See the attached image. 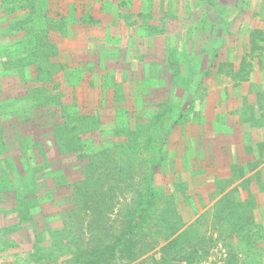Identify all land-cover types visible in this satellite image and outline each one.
<instances>
[{"label": "rangeland", "instance_id": "obj_1", "mask_svg": "<svg viewBox=\"0 0 264 264\" xmlns=\"http://www.w3.org/2000/svg\"><path fill=\"white\" fill-rule=\"evenodd\" d=\"M0 1L3 20L10 18L11 22H23V25H31L41 34L47 26L50 29L55 25L64 27L58 35L50 33L51 36L49 34L46 37L47 41L63 40L60 44L69 47L78 44L74 39L92 38L93 41L99 38L96 49L101 54L99 60L109 61L119 56L125 61L124 66L127 65V58L138 60L140 56L146 57L142 67L147 71L145 70L142 81L158 91L142 96L152 101L153 95H157L155 107H145L142 98L134 99L132 94H127L119 98L120 103L117 101L112 112L107 110L109 115L102 120L112 121L114 129L115 126L124 125L127 129L118 130H126L127 134L135 129V122L140 123L141 135L149 132L152 137L159 139L172 120L178 121L173 125L178 128L171 129L168 134V147L165 144L162 149L165 159L155 182L166 195L173 196L174 212L178 214L176 219L182 226L168 240L158 239V246L140 257L136 261L138 264H160L155 262L162 259L159 248L174 238L177 239V247L187 250L195 247L201 252L197 264H264V249L261 247L264 242H250L251 225L245 224L248 213L252 212L255 221H260L256 224L260 227L256 230V237L264 234V171L260 174L262 182L254 197L249 196L252 193L243 197L237 195V191L225 190L223 195L216 196L217 190L226 182L223 178L227 176L229 168L218 172L221 178L218 177L219 184L216 186L211 183L216 180L217 174L211 178L204 174L207 168L205 157L203 156L205 162L199 164L201 170L198 172L192 165H198L199 161L196 163L191 160L198 157V152L208 154L204 141L217 146L212 154L217 153L219 147L229 141L237 144V140L240 141L241 138L236 137L237 130L232 126L235 118H240L238 124L245 127L244 132L248 135L259 136L258 132L262 131L263 136L259 138L261 144L257 143L256 146L259 158L264 156V50L257 48L260 43L258 31L264 32V0H245L242 4L238 0H10L17 5L16 11H7L3 4L8 5V2ZM82 4L89 13L106 19L107 26L103 30L94 28L84 31L70 27V23L74 21L75 9ZM24 7L30 9V12L21 9ZM30 14L28 19L27 15ZM43 14L48 15V18H43ZM19 31L17 30L13 40L15 46L6 51L0 50L2 56L5 53L11 55L23 52L26 48L29 35L27 38L24 35L19 37ZM66 70L74 83L71 85L73 88H70L72 93L64 98V91L62 94L57 92V97L52 96L53 104L47 106L28 94L25 100L27 104H31V111L35 110L39 120L30 125L25 113L21 114L17 122L10 121L12 123L6 125L11 133L4 138L0 136V193L8 189L6 182L10 187H23L21 195L17 197V211L6 208L9 212L6 211L5 216L11 218H8V224L0 225V264H66V256L52 244L54 235L51 233L39 238L42 245L52 244L55 249L56 257L48 258L39 254L41 252L35 253L31 242H27L25 236L13 234L10 228L13 229L11 224L23 215L30 218L31 213H36L34 205L40 202L46 203L47 211L42 210V213L46 212L45 216L55 225L63 226L62 218L71 217L66 214L61 218V198L52 200L48 187L53 179L47 180L49 173L57 176L62 172L66 175L75 168L74 160L66 159L72 156L69 148L73 142L69 137L77 141L80 136L83 140L91 135L88 130L87 134L83 131L93 118L90 129L102 133L92 135L95 142L87 139L83 140L86 144H79L86 145L87 150L98 153L104 160L113 158V130L109 123H105L106 130L100 131V126L95 124L97 119L94 115L95 108L102 109L101 106L95 107V104L98 92L104 91L106 77L93 75L90 87L81 86L79 79L89 75L88 72L83 68ZM207 70L208 75L205 73ZM7 78L9 75L6 78L0 75V87L3 80H9ZM251 80L250 90L242 95L245 85L243 82ZM111 85L108 82L107 88ZM119 88L127 89L125 83ZM137 89H140L139 85ZM239 94L240 106L227 112V105L232 106L234 103L233 95ZM63 98L65 105L57 104ZM44 102L47 103V100ZM16 105L17 103H9L8 108ZM59 105L62 110L57 112ZM38 109L43 111L38 113ZM145 114V117L141 116ZM231 118L233 120H229ZM72 125L74 128L70 130L72 134H69V127ZM48 128L51 133L47 136ZM81 132L83 134L79 135ZM143 136L137 137L144 141ZM54 140L59 144L56 145L60 146V151L51 154V149L56 147ZM215 140L216 142H210ZM153 142L147 149L150 152L158 143L157 140ZM200 146L205 148L200 149ZM80 149L84 151L85 148ZM215 155L213 154L214 157ZM234 156L236 155L230 156V153L224 155V161L225 158L227 160L225 164H229V157ZM222 161L214 165L223 164ZM43 164L46 168L39 167ZM134 164L131 165L133 173L125 181L123 198L120 197L122 203L127 202L131 195L132 179L136 183L140 182L139 176L147 168L149 161L144 157ZM214 170L211 168V171ZM34 183L35 187L32 188ZM33 189L37 193L35 198H31ZM1 206L3 210L4 206ZM54 231L58 233L59 228ZM204 250L207 252L204 253ZM232 254L235 258H232ZM171 263L188 264L184 259L172 260Z\"/></svg>", "mask_w": 264, "mask_h": 264}, {"label": "trees", "instance_id": "obj_2", "mask_svg": "<svg viewBox=\"0 0 264 264\" xmlns=\"http://www.w3.org/2000/svg\"><path fill=\"white\" fill-rule=\"evenodd\" d=\"M3 2H8V5L3 4L7 8V11H16L18 9L17 5L10 0H3ZM24 2L26 5V1ZM238 3H245V0H238ZM0 5H2L1 1ZM28 5H30V2ZM83 6L85 5H79L75 9V13L73 14L74 21L70 23V27L84 31H89L94 28L103 30L107 26L106 20L89 13V10L84 9ZM21 9L30 12V9L27 7ZM1 11L2 9L0 7V21L7 23V27L4 31L0 28V50L6 51L7 48L15 46L13 40L17 30H20L17 34L19 37L20 35H24L27 38L29 35L27 38L29 42H26V48L23 49V52L13 53L11 55L5 53V56L0 54V75H3L5 78L6 75H9V78H12L15 83L18 82L21 87L18 91L12 92L10 90L13 87L12 85L10 86L4 80L1 82L0 89L3 91H0V95L4 90L9 89L8 94L15 97L16 101H19L18 105L9 109L8 104L15 103L14 99L13 102L0 100V134H4L5 129L2 123H5L3 121L5 117L20 116L25 113L27 121L28 119H32L30 125H34L39 120L35 117V110L31 111V104H27L25 100V97L28 98V94L35 96L42 104H46V106L53 104L54 99L42 87L44 84H40V86L36 84L38 81L47 82L48 78L51 76L54 77L55 68L63 73L67 67H76L75 59L79 63H84V59H81V51L73 48L71 52L68 51V59L56 61L61 47L56 44V41H47L46 37H49L50 33L54 35L56 33L57 35L60 34L64 30L63 26L55 25L52 26V29L47 26L44 28V33L41 34L33 26L23 25V22H19V24L17 21L11 22L10 18L3 20ZM86 12L87 15H85ZM30 17L31 14L27 15L28 19ZM43 18H48V15L43 14ZM258 40L260 43L257 44V48L264 50L263 31H258ZM84 41L89 46V43H92L94 40L92 41V38H86ZM92 60L96 61L97 56ZM92 62L91 64L95 63ZM117 64L119 63L117 62ZM205 73L208 75V70ZM58 78H61V75ZM31 81L33 83H30ZM194 92H192V97ZM11 95L7 96V98ZM259 98H262V96L259 95ZM44 100H47V103ZM92 121L93 118L83 131L84 134L88 132L91 134L83 139L85 141L87 139L94 141L92 135L102 133L90 129ZM177 122L172 120L169 123L168 129L165 130L160 139L159 137H152L149 132L145 133L144 136L143 134L141 135L140 130L142 127L140 123L135 122V129L129 134H127L126 130H118L127 129L124 125L115 126L114 129L112 127L113 125L110 124L111 130H113V142L111 141V145L114 147V153L111 154L113 158L110 160L108 157H106L108 158L107 160H104L98 153L87 150L86 145H80V142L83 144L87 143L81 140V136L78 137L79 139L77 141L69 137L73 142L71 143L73 145L69 148L71 151H69V154L72 156L66 159L74 160L75 168L69 173H66V175L62 172L57 176L55 173H49L47 174L49 176L47 180H50V178L53 179V182L48 187V193L52 197V200H55L56 197L61 198L59 200L62 202L61 205H63L61 218L66 216V214L71 217L69 219L62 218L63 226L60 224L55 225V223L49 221V218L45 216L47 214L46 212L42 213V210H46L47 208V205L45 206L46 203L40 202L34 205L37 208L36 213H31L30 218L24 217L23 215L21 219L11 224L13 229L10 228V231L19 237L25 236L27 242H31L32 249L35 253L41 252L39 254L48 258L51 256L56 257L54 253L55 249L52 248L53 244L61 254L66 256L64 259L66 264H138L136 261L146 253L155 249L159 244V240H168L182 226V223L176 219L178 218V214L174 212L175 204L173 196L171 194L166 195L160 185L155 182L156 176L160 173L159 168H162V163L165 159L164 150L162 149L168 141V134ZM95 124L100 126V131L106 130L103 128V123L96 120ZM72 128H74L73 125L69 127V134H72L70 131ZM46 132L47 136L50 135V128ZM83 133L81 132L79 135ZM137 136H143L145 140L141 141ZM1 140L3 141V139ZM155 140L158 143L154 145V150H151V152L148 151L147 149H149L150 145L154 144L153 141ZM248 140L249 143L244 140V148L251 147L252 149V139ZM53 142H55V145H59L55 140ZM256 145L257 143L255 144V149L251 150L252 152H255L253 150L257 149ZM56 147L51 149V154L60 151V146H58L59 150ZM81 147L85 148L84 151L80 149ZM252 155L255 159L256 153H252ZM144 157L149 161V164L140 174V182L136 183L132 179L131 195L127 198V202L122 203L120 197L123 198L126 187L125 181L127 176L133 173L131 165L134 166V163L140 162ZM263 160L264 156L260 157L258 163L263 162ZM45 164L39 167L46 168ZM251 170L247 171L250 172ZM260 173L262 172L259 171L251 174L245 179L248 180L244 181V184H254L258 187L262 182V179L260 180ZM244 174L245 171L243 169L238 170L236 173H233V178L242 177ZM257 180L260 181L257 183ZM5 185L8 189L0 193V205L4 206L3 210L5 211L2 210L3 207L1 206V226L8 224V218H11V216H5L6 211L9 212L7 210L8 208L10 211H17L16 207H19L17 203L19 198L17 197L21 195L23 190V187H10V184L7 182ZM34 187L35 183L32 188ZM223 189V186L220 187L216 194L220 193ZM127 191L129 190L127 189ZM36 195L37 193L33 189L31 198H35ZM237 207L238 203L235 204V208ZM245 221L247 222H244L245 224L251 225L250 242H264V234L256 237L258 233L256 230L260 228L256 224H259L260 221H255L252 212L248 213ZM57 227L59 228L58 233L54 231ZM253 227H255V230ZM74 230H76L75 233ZM50 233L54 235L53 243L51 245H42L40 242L41 239L39 238L45 237ZM243 237L245 239V236ZM176 240L175 238L169 240L159 248L162 259L155 262H159L160 264H173L171 263L172 260L184 259L188 264H197L201 252L195 247L191 250H187L184 247H177ZM261 247L264 249V243H262ZM205 252L207 250H204ZM232 258H235V255Z\"/></svg>", "mask_w": 264, "mask_h": 264}, {"label": "crops", "instance_id": "obj_3", "mask_svg": "<svg viewBox=\"0 0 264 264\" xmlns=\"http://www.w3.org/2000/svg\"><path fill=\"white\" fill-rule=\"evenodd\" d=\"M103 20H106V19H103ZM6 27H7V23L0 21L1 30L4 31L6 29ZM74 40L77 41L78 44L73 45V46H69V47H65V46H62L60 44L63 40H61V41L56 40V44L61 47L59 49L60 50L59 56H57L58 58L56 59V61H58V60L63 61L65 59H68L69 58V55H68L69 52L68 51L71 52V50L73 48H75V49H79L81 51V59H84V63H79L75 59V66L76 67H74V66L67 67L64 69L63 73L60 72L59 70H56V68H55L54 69V77L51 76L50 78H48L47 82L38 81L36 84H38L39 86H40V84L41 85L44 84L42 87L45 88V90L48 94H50L51 96H54L53 98H55V97H57V92L62 94V91H64V94L66 95V96H64V98H67L68 95L72 93L70 91V88H73L71 85L74 83L71 82L70 74L68 73V71L66 69L83 68V70L87 71L89 75L79 79V83L81 86L86 85V86L90 87V84L92 83V76L93 75H96V76L99 75V77H103V76L106 77L107 83L104 84V91L98 92L99 97H98L97 102L95 104V107H100V106L102 107V109L95 108V111H94V115L99 122H101L103 124L109 123V124L113 125L112 121L111 122L110 121H104L102 119L106 118L109 115V114H107L108 113L107 110H109V112H112L114 110V105L117 103V101H119L118 103H120L119 98L121 96H125L127 94H132L134 99L142 98L145 102L143 104V106H145V107L146 106H151L153 108L155 107V105L157 104V100H158L157 95H153L154 98L152 99V101H149L150 99L144 98L142 96V95H146V93L151 92L154 94L158 91L157 89L154 90V88H152L151 85L149 84L153 90V92H152L150 87L142 81L143 74L145 73V70L147 71L146 68L142 67L144 59L146 57L140 56L138 60H136V59L129 60V58H127V65L126 66L123 65V63L125 61L124 60L122 61L119 56H117L115 59L113 57L109 61L108 60H104V61L102 60L101 61L98 58L101 54H99V50L98 51L96 50L98 48L97 43L99 42L98 41L99 38L94 40L92 43H89V46L86 45V43L84 41V40H86V38L81 39V40L80 39H74ZM95 56H97L96 61L92 60ZM237 60L235 61V63L238 65ZM91 62L92 63L95 62V63L91 64ZM117 62L119 64H117ZM95 67H97V68H95ZM59 75H61V78H58ZM7 79H9V80H7V84H9L10 86L11 85L13 86L10 89L12 92L18 91V89L21 88L20 84L18 82L15 83L12 78H7ZM85 82H86V84H85ZM108 82L112 85H111V87L107 88ZM250 82H252V80L243 82V83H245V85H244V88L241 92L242 95L247 94V90L248 91L250 90ZM124 83L126 84L127 89L119 88L120 86H123ZM137 85H139V87H140L139 90L137 89ZM0 91H3V90L0 89ZM8 91H9V89L6 91L4 90V92H2V94L0 95V100L5 101V102H8V101L13 102V99H14L15 103H17V105H18L19 101H16V98L13 97L11 94H8ZM9 95H11V96L9 98H7V96H9ZM230 97H228V99H231ZM64 98L62 99V101L58 102L57 104L65 105L64 104ZM232 99H234V103L232 104V106L227 105V108H226L227 112L232 110L233 108L237 109L241 104V100H240L241 95L240 94L238 96L233 95ZM231 102H232V100L230 101V103ZM79 106L81 107V105H79ZM60 109H61V107L59 105L58 110H60ZM152 109H150V110H152ZM47 110L48 109H46V111ZM39 111L41 112L43 110L38 109L37 112L39 113ZM137 113H139V112H137ZM29 115H31V114H29ZM146 115L147 114L141 115V116L145 117ZM228 116L229 115L227 114V117ZM35 117H37V116L35 115ZM217 118H219L218 115H217ZM217 118H215V119H217ZM16 119H19V116H17V115L13 116V117L8 116V118L5 117V119H3V121L5 123H2V126H4L5 131L3 132L4 134H2V133L0 134V136H2V138H4V136L6 134L11 133V131H9L5 126L8 125L9 123L17 122ZM219 120H221V119H219ZM229 120H233V119L231 118ZM10 121H12V122H10ZM31 121H32V119H28L27 122L30 123ZM238 121H241L240 118H235L234 121L232 122V126H234V129L237 130L236 137L241 138L240 141L237 140V144H236V142L233 143L235 146L232 143H230V141L228 143L222 144L221 147H219L220 150L217 153H213V154H216L214 157L212 152H215L217 150V148H216L217 146L212 145V143L210 145V144H208L207 141H204V143L207 145L208 154H207V152H205L203 155L202 152H198L197 153L198 157L196 156V157L191 159L193 162H196V163H197V161H199L198 165H192L193 169H195L196 172H198L199 170H201V167L199 166V164L202 163L203 161L205 162V160L203 159L205 157V159H206L205 163H206L207 168L205 169L204 174L206 176H208L209 178H211L215 174H217V176L215 177L216 180L213 181V183H211V184L216 185V186L219 184L218 179L221 178L218 176V172L222 171L223 168H229V170H227V173H226L227 176H224V178H223V179H226V182L223 185L224 189L222 192L216 194V196L222 194L225 190L226 192L227 191H231V192L237 191V195H242L243 197L248 196L250 193H252V195H249V196L254 197L256 194V187L257 186L254 184H244V181H247L248 179L247 180H245V179L247 177H249L251 174H253L255 172H259V171L262 172L264 170V160H263V162L258 163V160L260 158L258 156L259 153L257 152V149L253 150L255 152L251 151L252 149H255L256 143H260L259 138L263 136L262 131L258 132L259 136H256L254 134L248 135L247 132H244L246 130L245 127L242 126V124L240 122H239L240 124H238ZM176 126L177 125L173 126L172 129L176 130V128H178ZM169 136H172V134H170ZM214 137L216 138L217 136L214 135ZM248 139H252L251 140L252 141L251 142L252 143V149H251V147L244 148L243 142L245 140V142L249 143ZM210 142H216V140L210 141ZM168 145L169 144L167 141L166 146L168 147ZM201 147L202 146H200V149H202L204 146L202 148ZM200 151H202V150H200ZM228 153H230V156L232 154H235L236 156L229 157V160H228L229 164H227V163L225 164V162L227 160L225 158V161H224L223 157H224V155H226ZM252 153L253 154L256 153L255 159H254V156L252 155ZM218 155H222V157H219ZM230 159H231V162H230ZM221 160H223L222 161L223 164H219L217 166L214 165V164H216V162L218 163ZM211 168H213L215 170L211 171ZM241 169H243L245 171V174L242 177L233 178V173H236L238 170H241ZM247 170H251V171L249 172ZM157 176H159V175H157ZM202 181L203 180H199V182H202ZM258 182H259V180H257V183ZM248 191H249V193H248Z\"/></svg>", "mask_w": 264, "mask_h": 264}]
</instances>
